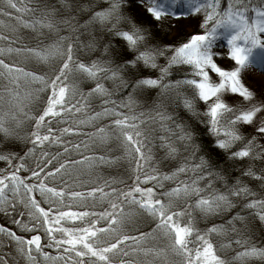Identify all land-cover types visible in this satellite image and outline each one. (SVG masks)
I'll use <instances>...</instances> for the list:
<instances>
[{
  "label": "snow or ice",
  "instance_id": "6c2138e0",
  "mask_svg": "<svg viewBox=\"0 0 264 264\" xmlns=\"http://www.w3.org/2000/svg\"><path fill=\"white\" fill-rule=\"evenodd\" d=\"M250 69L264 0H0V264H264Z\"/></svg>",
  "mask_w": 264,
  "mask_h": 264
},
{
  "label": "trees",
  "instance_id": "16d2710c",
  "mask_svg": "<svg viewBox=\"0 0 264 264\" xmlns=\"http://www.w3.org/2000/svg\"><path fill=\"white\" fill-rule=\"evenodd\" d=\"M178 23H186L185 21H180V22H178ZM87 86V85H86ZM93 103H96V101H93ZM103 171L105 172V173H112V174H116V173H118V172H120V171H122V169L121 168H116V167H113V168H105V169H103ZM127 182V181H126Z\"/></svg>",
  "mask_w": 264,
  "mask_h": 264
},
{
  "label": "rangeland",
  "instance_id": "374dc122",
  "mask_svg": "<svg viewBox=\"0 0 264 264\" xmlns=\"http://www.w3.org/2000/svg\"><path fill=\"white\" fill-rule=\"evenodd\" d=\"M248 76L251 77V79L248 80L249 83H251L253 80L264 78L262 76H259L251 71L248 72Z\"/></svg>",
  "mask_w": 264,
  "mask_h": 264
}]
</instances>
